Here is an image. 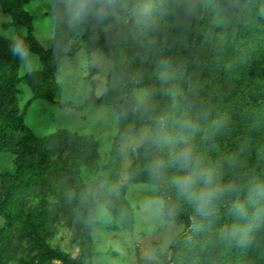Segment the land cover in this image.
<instances>
[{"label": "trees", "instance_id": "obj_1", "mask_svg": "<svg viewBox=\"0 0 264 264\" xmlns=\"http://www.w3.org/2000/svg\"><path fill=\"white\" fill-rule=\"evenodd\" d=\"M31 1L0 0L4 12L27 28L26 37H0V152L12 150L18 155L15 173L0 175V214L8 216L17 203L47 193L52 175L49 158L54 149L60 159L64 158L55 172L66 177L74 191L73 202L66 204L68 220L90 259L94 255L96 207L107 202L112 210V199H116L111 196L108 202L99 187L88 190L81 181L80 165L98 162V145L90 137L66 131L45 138L35 136L18 115L15 89V69L21 58L15 46L22 42L46 65L45 72H33L26 80L36 95L53 101L52 82L64 45L81 25L70 24L62 0H53L56 34L51 47L45 49L34 37L31 17L25 10ZM126 2L127 10L110 17L108 23L135 57L123 63L114 58L122 71L120 81L108 86L105 96L89 100L85 106L112 107L121 126L148 124V137L157 130V119L166 118L164 131L172 143L158 146L147 139L138 149L130 180L157 185L165 200L164 213L189 222V231L178 237L168 252L142 264H264V218H252L253 208L264 205V192L254 194L251 200L249 197L251 189L258 185L264 188V92L254 84L264 81V0H218V15L233 23L232 36L226 40L214 25V5L205 6L201 0ZM145 4L152 6L147 18L139 14ZM143 87L148 94L141 100L136 92ZM182 121L193 123L195 129L181 133ZM185 139L202 158V166L214 170L221 184L237 186L207 216L196 213L193 204L178 196L171 183L172 177L184 171L168 165L160 180H153L148 172L154 159L167 164L170 153L182 147ZM235 203L245 206L246 218L233 211ZM11 249L9 242L0 248V264H6ZM40 252L51 262L82 264L80 257L45 242Z\"/></svg>", "mask_w": 264, "mask_h": 264}, {"label": "rangeland", "instance_id": "obj_2", "mask_svg": "<svg viewBox=\"0 0 264 264\" xmlns=\"http://www.w3.org/2000/svg\"><path fill=\"white\" fill-rule=\"evenodd\" d=\"M201 1L218 9V0ZM216 8L212 16L214 25L224 40L230 39L233 23L218 15ZM25 10L31 17L34 37L49 49L57 26L53 0H32ZM108 20L90 19L80 23L79 30L66 42L52 82L53 101L36 95L26 80L33 72L46 71L45 63L36 53L28 51V57L20 58L15 69L18 115L35 136L45 138L66 131L90 137L98 145V162L80 165V178L88 190L99 187L106 193L108 202L111 196L116 199H112V210L107 202L96 207L92 231L94 255L89 259L88 252L84 254L69 223L66 204L73 202L74 191L66 177L55 172L64 158L60 159L52 149L51 186L47 193L17 203L9 209L8 216L0 214V248L7 242L12 248L6 264H61L41 254L43 242L80 257L82 264H142L168 252L175 240L189 231L188 221L164 213L165 200L159 196L157 185L130 180L138 149L146 142L151 126H121L112 107L85 106L87 101L105 96L108 86L120 81L122 71L114 58L123 63L135 57L129 44L110 28ZM20 36H27V28L0 5V37L15 40ZM254 84L264 92V81L256 80ZM136 94L142 100L148 90L143 87ZM17 156L12 150L0 152V175L15 173Z\"/></svg>", "mask_w": 264, "mask_h": 264}, {"label": "clouds", "instance_id": "obj_3", "mask_svg": "<svg viewBox=\"0 0 264 264\" xmlns=\"http://www.w3.org/2000/svg\"><path fill=\"white\" fill-rule=\"evenodd\" d=\"M65 6V13L69 23H82L90 19L103 21L110 17H116L118 12L125 11L128 8L126 0H62ZM152 12V6L145 4L140 6L139 14L142 17H149ZM16 52L22 59L29 55L22 42H17ZM165 117L157 119V130L151 137L146 139L152 143L162 146L172 143L170 137L165 134ZM181 133L194 130L195 125L189 121L179 122ZM174 165L184 171L183 175L172 177L171 183L174 185L178 196L186 198L195 208L196 213L202 216L210 215L214 212L217 202L226 194L237 190V186L229 183L223 185L215 171L202 166V158L196 154L193 147L184 140L183 146L170 153V160L167 162L159 158L154 159L148 166V172L153 180L163 178L166 166ZM264 192V188L256 186L250 190V200L254 194ZM233 211L241 217L246 218L248 213L245 206L235 203ZM253 219L264 218V205L253 208ZM237 229H233L236 231Z\"/></svg>", "mask_w": 264, "mask_h": 264}]
</instances>
